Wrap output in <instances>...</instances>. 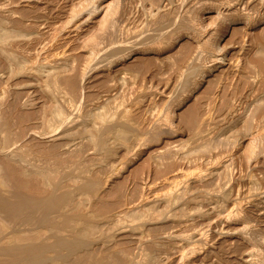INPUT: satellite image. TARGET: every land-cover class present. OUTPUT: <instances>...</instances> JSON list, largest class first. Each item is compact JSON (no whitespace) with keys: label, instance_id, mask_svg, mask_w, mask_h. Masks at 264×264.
<instances>
[{"label":"rangeland","instance_id":"1","mask_svg":"<svg viewBox=\"0 0 264 264\" xmlns=\"http://www.w3.org/2000/svg\"><path fill=\"white\" fill-rule=\"evenodd\" d=\"M0 264H264V0H0Z\"/></svg>","mask_w":264,"mask_h":264},{"label":"bare ground","instance_id":"2","mask_svg":"<svg viewBox=\"0 0 264 264\" xmlns=\"http://www.w3.org/2000/svg\"><path fill=\"white\" fill-rule=\"evenodd\" d=\"M216 60V59H215ZM217 61V60H216ZM232 211V210H231ZM226 218V217H225ZM76 242V241H75ZM75 242H73V243H75ZM64 243V242H63ZM73 243H71L72 245H73ZM78 243V242H77ZM80 243V242H79ZM71 245V247L70 248H72L73 246ZM65 247H66V245H65ZM34 258H36V257H34ZM34 261V260H33ZM247 261H248V259H247ZM34 262H37V261H34Z\"/></svg>","mask_w":264,"mask_h":264}]
</instances>
